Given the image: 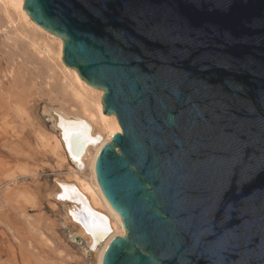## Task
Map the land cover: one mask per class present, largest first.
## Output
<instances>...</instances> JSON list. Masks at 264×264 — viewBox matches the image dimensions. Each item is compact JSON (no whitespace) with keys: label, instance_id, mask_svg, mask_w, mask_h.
Listing matches in <instances>:
<instances>
[{"label":"water","instance_id":"1","mask_svg":"<svg viewBox=\"0 0 264 264\" xmlns=\"http://www.w3.org/2000/svg\"><path fill=\"white\" fill-rule=\"evenodd\" d=\"M23 9L63 39L64 64L104 90L103 112L123 130L95 163L126 229L102 264H264V0ZM93 228L95 250L111 229Z\"/></svg>","mask_w":264,"mask_h":264},{"label":"rangeland","instance_id":"2","mask_svg":"<svg viewBox=\"0 0 264 264\" xmlns=\"http://www.w3.org/2000/svg\"><path fill=\"white\" fill-rule=\"evenodd\" d=\"M24 28L0 0V264H91L48 196L72 181L51 139L64 74L47 64L41 34Z\"/></svg>","mask_w":264,"mask_h":264},{"label":"bare ground","instance_id":"3","mask_svg":"<svg viewBox=\"0 0 264 264\" xmlns=\"http://www.w3.org/2000/svg\"><path fill=\"white\" fill-rule=\"evenodd\" d=\"M1 1L10 17L12 15L19 17L27 30L41 34L44 40L37 41V45L46 53L47 64L54 65L55 61V64L59 65L63 71V83L61 82L62 87L59 88V101L63 108L59 106L54 109L51 139L60 161L69 169V180L73 182L71 181V184L70 182L69 184L59 182L52 190H48V196L63 205L62 208L66 214L64 223H72L78 234L85 239L84 253L87 254L89 260L93 264H102L104 251L111 239L126 234L122 219L111 208L101 191L95 171L100 149L112 141L115 133L123 132L119 119L115 114L103 112L104 90L92 86L81 77L77 69L64 64L62 60L63 39L47 31L30 18L23 9L25 0ZM54 53H57L56 58L52 56ZM66 132L68 137L70 136L67 140L65 139ZM87 136L90 142L87 141L83 154L79 155L78 147ZM97 136L102 137L101 141H96ZM71 138L72 141L69 142ZM54 205L57 206V203L54 202ZM91 211L95 215V220H91L88 226ZM106 224L111 232L102 241L100 247L93 250L95 235L90 226L94 227L93 229L100 234L99 236H103Z\"/></svg>","mask_w":264,"mask_h":264},{"label":"snow or ice","instance_id":"4","mask_svg":"<svg viewBox=\"0 0 264 264\" xmlns=\"http://www.w3.org/2000/svg\"><path fill=\"white\" fill-rule=\"evenodd\" d=\"M69 137H68V134L67 132L65 133V139L67 140Z\"/></svg>","mask_w":264,"mask_h":264}]
</instances>
